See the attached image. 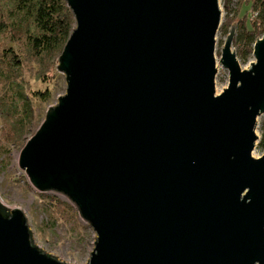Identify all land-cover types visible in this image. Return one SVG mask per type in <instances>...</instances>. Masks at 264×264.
<instances>
[{
  "label": "water",
  "instance_id": "1",
  "mask_svg": "<svg viewBox=\"0 0 264 264\" xmlns=\"http://www.w3.org/2000/svg\"><path fill=\"white\" fill-rule=\"evenodd\" d=\"M65 93L19 150L37 192L95 233L84 264H264V35L240 69L230 26L215 94L218 0H63ZM0 264H69L0 203Z\"/></svg>",
  "mask_w": 264,
  "mask_h": 264
},
{
  "label": "rangeland",
  "instance_id": "2",
  "mask_svg": "<svg viewBox=\"0 0 264 264\" xmlns=\"http://www.w3.org/2000/svg\"><path fill=\"white\" fill-rule=\"evenodd\" d=\"M218 6L220 20L214 39L216 68L214 90L217 89L220 93L228 82L227 71L219 64L220 50L230 28L224 30L222 27L226 17V13L222 8V0H218ZM249 6L250 0H231L227 16L232 18L235 14L237 17L247 14L251 18ZM235 36L234 28L230 50L231 52L233 50L240 69H248L250 63L253 62V58L249 55L246 59H243L238 55L239 47L238 44H235ZM4 45L15 52L17 57L22 60L20 77L29 95L37 92H43L44 94L39 98L32 99L33 112L36 118L35 126L27 131L18 144L1 145L0 143V203L7 210L17 207L23 212L31 231L33 243L41 250L69 264H84L89 258L95 240V233L90 224L80 216L75 205L61 193L35 191L28 183L24 170L17 165L19 150L42 122L48 107L55 105L57 98L65 93L64 76L56 72V58V62L52 66L49 75H47L48 77H45L44 82L43 79L36 77L38 64L26 60V55L21 50L18 41L5 40ZM3 87V79L0 78V94ZM263 116L258 117L256 121L255 134L258 139L260 137V122ZM263 153L264 150L257 147L256 141L251 152L252 157L258 158Z\"/></svg>",
  "mask_w": 264,
  "mask_h": 264
},
{
  "label": "trees",
  "instance_id": "3",
  "mask_svg": "<svg viewBox=\"0 0 264 264\" xmlns=\"http://www.w3.org/2000/svg\"><path fill=\"white\" fill-rule=\"evenodd\" d=\"M231 0H222L226 13L224 30L234 25L238 55L246 59L254 41L264 33V0H250L247 14L227 16ZM74 26L73 17L63 0H0V78L4 87L0 94V143L18 144L27 131L35 126L32 99L43 92L29 95L22 78V60L8 49L5 40H16L26 55L39 68L36 77H48L65 41ZM257 147L264 150V116L259 127ZM52 199L56 200L52 197Z\"/></svg>",
  "mask_w": 264,
  "mask_h": 264
},
{
  "label": "built area",
  "instance_id": "4",
  "mask_svg": "<svg viewBox=\"0 0 264 264\" xmlns=\"http://www.w3.org/2000/svg\"><path fill=\"white\" fill-rule=\"evenodd\" d=\"M254 15H255V14H254L253 12L250 13V17H251V18L254 17Z\"/></svg>",
  "mask_w": 264,
  "mask_h": 264
},
{
  "label": "bare ground",
  "instance_id": "5",
  "mask_svg": "<svg viewBox=\"0 0 264 264\" xmlns=\"http://www.w3.org/2000/svg\"><path fill=\"white\" fill-rule=\"evenodd\" d=\"M216 88H217V87H216ZM220 88H221V87H220ZM215 94H219V92H218V90H217V89L215 90Z\"/></svg>",
  "mask_w": 264,
  "mask_h": 264
}]
</instances>
